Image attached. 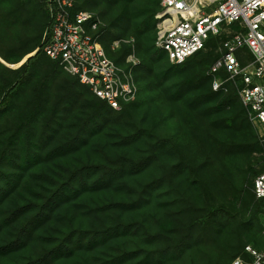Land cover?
Masks as SVG:
<instances>
[{
    "label": "trees",
    "instance_id": "16d2710c",
    "mask_svg": "<svg viewBox=\"0 0 264 264\" xmlns=\"http://www.w3.org/2000/svg\"><path fill=\"white\" fill-rule=\"evenodd\" d=\"M161 2L76 0L111 59H140L118 110L45 53L47 0H0V264H233L264 249V136L240 81L215 90L210 72L228 36L171 62Z\"/></svg>",
    "mask_w": 264,
    "mask_h": 264
},
{
    "label": "built area",
    "instance_id": "2783aa9c",
    "mask_svg": "<svg viewBox=\"0 0 264 264\" xmlns=\"http://www.w3.org/2000/svg\"><path fill=\"white\" fill-rule=\"evenodd\" d=\"M47 2L52 27L45 53L113 108L134 101L139 92L135 68L140 63L135 48L127 65H118L100 41L102 22L94 12H74L76 0ZM156 17V44L173 63L204 49L211 36H228L210 71L213 87L227 90V82L239 80L243 104L264 128V0H162ZM118 45L116 41L113 47ZM254 192L264 199V171L255 179ZM246 251L251 260L238 257L233 264H264V249L248 245Z\"/></svg>",
    "mask_w": 264,
    "mask_h": 264
},
{
    "label": "rangeland",
    "instance_id": "374dc122",
    "mask_svg": "<svg viewBox=\"0 0 264 264\" xmlns=\"http://www.w3.org/2000/svg\"><path fill=\"white\" fill-rule=\"evenodd\" d=\"M161 5H162V2H161ZM157 18V17H156ZM222 46V45H221ZM220 51H221V47H220ZM0 60L1 61H3L4 62V60H2V58L0 57ZM171 61V60H170ZM172 62V61H171ZM6 63V62H5ZM7 64V63H6ZM8 65V64H7ZM20 64H17V65H9V66H11V67H18ZM239 95H240V92H239ZM240 98H241V96H240ZM250 118H251V115H250ZM251 121H252V123H253V125H254V127L258 130V132L260 133V135H261V137L262 136H264V128H263V126L262 125H260L259 123H257L256 121H254L252 118H251ZM262 154H258L257 156H259V157H262L261 156ZM264 157V156H263ZM263 163H264V161H262ZM263 233V232H262ZM263 235H264V233H263Z\"/></svg>",
    "mask_w": 264,
    "mask_h": 264
},
{
    "label": "water",
    "instance_id": "95a60500",
    "mask_svg": "<svg viewBox=\"0 0 264 264\" xmlns=\"http://www.w3.org/2000/svg\"><path fill=\"white\" fill-rule=\"evenodd\" d=\"M31 55H32V54H31ZM31 55H29V56H31ZM29 56H28L26 59H24V60L22 61V63H20V65L23 64L24 62H26L27 59L29 58ZM20 65H19V66H20Z\"/></svg>",
    "mask_w": 264,
    "mask_h": 264
}]
</instances>
